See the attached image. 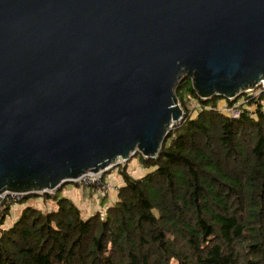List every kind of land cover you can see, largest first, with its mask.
I'll return each mask as SVG.
<instances>
[{"label":"water","instance_id":"95a60500","mask_svg":"<svg viewBox=\"0 0 264 264\" xmlns=\"http://www.w3.org/2000/svg\"><path fill=\"white\" fill-rule=\"evenodd\" d=\"M264 84V0H0V194L60 189Z\"/></svg>","mask_w":264,"mask_h":264},{"label":"trees","instance_id":"16d2710c","mask_svg":"<svg viewBox=\"0 0 264 264\" xmlns=\"http://www.w3.org/2000/svg\"><path fill=\"white\" fill-rule=\"evenodd\" d=\"M175 93L181 122L155 159L132 157L142 177L113 167L123 181L104 209L62 197L7 227L1 206L0 264H264V92L203 100L183 79Z\"/></svg>","mask_w":264,"mask_h":264},{"label":"built area","instance_id":"2783aa9c","mask_svg":"<svg viewBox=\"0 0 264 264\" xmlns=\"http://www.w3.org/2000/svg\"><path fill=\"white\" fill-rule=\"evenodd\" d=\"M262 92H264V84L260 83L254 89L247 90L246 92H244V94H246L247 96L256 98ZM222 110L224 113L230 114L232 118H238L240 115V111L238 107H235L233 109H228L225 107ZM181 120L177 121L178 124L181 122ZM177 122H174V123H177ZM73 185H77L78 187H81V188H92L97 192L98 196H100L101 199L107 198L111 190H114V191L118 190V187H112L109 184V182L104 178V173L102 172H98L95 174L87 172L81 177H79L78 179H76L73 182ZM56 191L57 189L43 190V191L36 192L35 194L5 191L2 194H0V207L1 206H9V207L16 206L28 196L54 195Z\"/></svg>","mask_w":264,"mask_h":264},{"label":"crops","instance_id":"0c3cea01","mask_svg":"<svg viewBox=\"0 0 264 264\" xmlns=\"http://www.w3.org/2000/svg\"><path fill=\"white\" fill-rule=\"evenodd\" d=\"M263 106H264V102H263ZM107 181L112 187H120L119 177L112 176ZM68 185H71L72 188H68L67 190L65 189L64 197L74 202L86 215H91L95 211L104 209L105 206H107L108 204H110L111 201H113L116 193V191L111 190L107 198L100 199L99 205H97L96 208V207H92L93 206L92 203H94L96 201L95 198H97L96 196L97 192L94 189L80 188L73 184H68ZM62 189H64V187ZM104 204L105 206H103ZM22 210L23 208L17 209V206L10 207L11 214L7 216L5 226L7 227L11 226L19 218Z\"/></svg>","mask_w":264,"mask_h":264},{"label":"rangeland","instance_id":"374dc122","mask_svg":"<svg viewBox=\"0 0 264 264\" xmlns=\"http://www.w3.org/2000/svg\"><path fill=\"white\" fill-rule=\"evenodd\" d=\"M225 107H221V110L224 109ZM223 111V110H222ZM178 125L177 123H173L170 127V129L175 128ZM122 167H125L126 172L131 175L134 178H140L143 175H145L146 172H148V170H143L141 169V167L139 166V162L136 158H132L129 162H121L119 164ZM112 176L115 177H119L120 180V185L122 184V179L120 178L119 175V169L118 168H111L109 169L107 172H105V179L109 180ZM77 186V185H76ZM68 188H72L71 185H66L64 187V189L62 190H58L56 193V198H49V199H43L41 196H37V197H29L26 200H24L23 202L17 204V209H21V208H26L27 206H32V207H37L39 209H42L44 211H49L50 209H53L55 207V200L56 199H60L62 197H64V193H65V189L67 190ZM81 188V187H80ZM97 198L96 201L98 202H94L92 203L93 206L92 207H96L97 205H99V201L101 199L100 196H98V194H96ZM105 206V204L103 205ZM97 208V207H96ZM12 210V209H11ZM11 214V211H9V215ZM21 214V213H20Z\"/></svg>","mask_w":264,"mask_h":264}]
</instances>
